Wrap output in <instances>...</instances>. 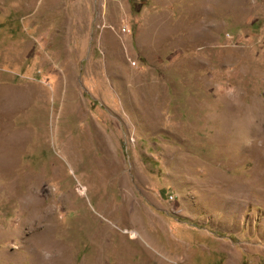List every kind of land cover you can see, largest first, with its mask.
I'll list each match as a JSON object with an SVG mask.
<instances>
[{
    "label": "rangeland",
    "instance_id": "374dc122",
    "mask_svg": "<svg viewBox=\"0 0 264 264\" xmlns=\"http://www.w3.org/2000/svg\"><path fill=\"white\" fill-rule=\"evenodd\" d=\"M0 264H264V0H0Z\"/></svg>",
    "mask_w": 264,
    "mask_h": 264
},
{
    "label": "bare ground",
    "instance_id": "6f19581e",
    "mask_svg": "<svg viewBox=\"0 0 264 264\" xmlns=\"http://www.w3.org/2000/svg\"><path fill=\"white\" fill-rule=\"evenodd\" d=\"M67 155H68V154H67ZM30 193H31V192H30ZM28 208H29V207H28ZM128 214H129V213H128ZM46 217H47V216H46ZM42 218H43V217H42ZM47 219H48V218H47ZM136 225H137V224H136ZM136 225H135V226H136Z\"/></svg>",
    "mask_w": 264,
    "mask_h": 264
}]
</instances>
